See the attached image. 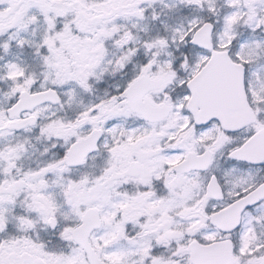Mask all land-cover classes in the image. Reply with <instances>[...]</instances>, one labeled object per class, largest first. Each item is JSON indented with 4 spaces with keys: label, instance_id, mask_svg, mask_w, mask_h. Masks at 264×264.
I'll use <instances>...</instances> for the list:
<instances>
[{
    "label": "snow or ice",
    "instance_id": "obj_1",
    "mask_svg": "<svg viewBox=\"0 0 264 264\" xmlns=\"http://www.w3.org/2000/svg\"><path fill=\"white\" fill-rule=\"evenodd\" d=\"M0 264H264V0H0Z\"/></svg>",
    "mask_w": 264,
    "mask_h": 264
}]
</instances>
